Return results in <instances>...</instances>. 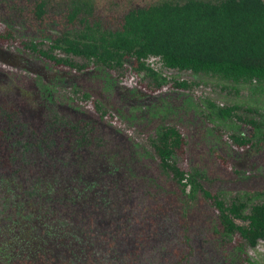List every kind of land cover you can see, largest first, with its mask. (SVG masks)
Returning <instances> with one entry per match:
<instances>
[{
  "label": "trees",
  "instance_id": "1",
  "mask_svg": "<svg viewBox=\"0 0 264 264\" xmlns=\"http://www.w3.org/2000/svg\"><path fill=\"white\" fill-rule=\"evenodd\" d=\"M1 1L4 11L11 13L12 17L8 20L16 16L18 23L23 22L32 30V34L23 35L20 30L6 25V29L0 31V45L15 48L17 54H25L31 59L27 68L36 88L20 91L25 92L23 96L44 97V90H50L49 83L61 84L62 79H69V86H58L63 87L61 93L68 102L74 101L81 107L75 112L73 121L64 120L63 115L60 122L63 124L61 129L69 128L71 131L69 146L72 152L78 147H85L91 137L100 138L95 133V118L103 117L95 113L99 111V106L92 104L91 99L98 100L102 90L107 92L113 88L101 82V73L113 74L114 83L111 80L107 85H115V80L127 82L133 90L138 89L133 93L143 97L140 101L159 103L156 121H148L142 132L137 130L147 138L151 163L134 161L136 158H133L128 164L126 160L125 174H122L127 177V181H121L122 186L130 189L131 185V194L142 199L125 206L133 214L131 218H125V234L129 233L140 241L137 247H143L148 236L153 237L152 228L156 223L164 225L172 219L177 232L171 245L170 260L165 259L162 264L181 263L185 249L178 239L182 228L188 230L187 251L192 256L196 254L201 263L264 264L247 251L249 247L264 243V172L260 170L264 163V155L260 154L264 148V110L258 106L245 108L237 103L192 98L196 99L195 104L197 100L207 102V107L195 109L204 114L203 121L236 125L240 129L228 135L226 139L229 141L225 142L236 151L251 155L253 164L248 167L253 172L247 170L248 174H245L246 171L232 165V170L227 173L228 158L213 146H208V149L203 147L204 134L192 132L196 135L194 138L189 135V140L183 133L181 126L192 108L182 109L179 106H184L183 101L179 105L174 102L179 92L188 94L193 85L203 82L191 79L189 75L217 79L219 81L213 87L228 90V93H237L239 89L234 87L247 83L245 96L250 95L253 102L264 96V0H51L52 4L44 0ZM4 16L0 13V19ZM35 28L43 29V32L35 35ZM19 41L22 46L17 44ZM46 42L48 47H44ZM149 57H155L160 67L154 69L147 65ZM48 68L55 69L57 74H70L58 76L48 72ZM123 70L127 72L125 77ZM169 70H175V73L166 74ZM177 73L188 77L181 78ZM208 82L206 78L204 83ZM23 84H28V81ZM143 85L151 89L146 91ZM163 85H170L171 92L166 94L157 89ZM17 86H20L19 83ZM11 90L17 92L18 89L11 87L5 91ZM91 91H94L93 95ZM167 101H173L179 110H170L169 107L162 112ZM88 104L95 110L93 113H87ZM136 106L135 110L139 107ZM7 108L8 119L18 115V109ZM172 113H176L177 117ZM227 119L231 122L227 123ZM129 125L133 126L131 122ZM38 127L35 123L32 133L37 134ZM59 131L57 126L51 130L56 134ZM126 136L137 142L135 137ZM100 140L102 144L105 142L102 138ZM28 143L33 145L31 150L40 148L37 136ZM45 144L43 142L42 146L46 147ZM73 156L76 164L83 161ZM256 156L258 161L254 159ZM4 162L10 167L5 158ZM47 162L48 159H45ZM237 186L240 190L232 189ZM76 191L80 196L72 194L70 197H75L80 205L84 196L94 192V183L87 181L79 184ZM45 193L39 191L42 196ZM29 194L35 196L32 192ZM21 195L18 194L19 197ZM132 195L128 193L127 197L132 200ZM28 210L33 213L32 208ZM96 216L92 215L91 220L94 221ZM105 216L111 219L109 213ZM149 223L152 225L149 226ZM192 224L206 231L211 230L207 239H201L196 247L191 233ZM92 226L95 227L94 223ZM100 232L110 234L112 231L107 225L100 227ZM160 236L157 233L154 239ZM80 245L85 250L84 244L77 241L74 248L70 243H64L63 249L66 253L72 249L76 251ZM203 247L208 251L205 252ZM82 251H76L81 255L79 257H82ZM91 254L93 264H103L106 259L115 257L113 248L107 247L94 250ZM37 263L41 264L42 259L38 258ZM68 263L78 264L73 261Z\"/></svg>",
  "mask_w": 264,
  "mask_h": 264
},
{
  "label": "rangeland",
  "instance_id": "2",
  "mask_svg": "<svg viewBox=\"0 0 264 264\" xmlns=\"http://www.w3.org/2000/svg\"><path fill=\"white\" fill-rule=\"evenodd\" d=\"M44 1L52 4L51 0ZM0 13L5 15L0 19V31L6 29V25H11L12 28L20 30L23 35L32 34V30L27 28L25 23L17 22L16 16L13 20H8L12 16H10L9 11H4L3 4H0ZM55 25L57 24L52 26ZM10 30L9 28L8 32ZM35 30H33L35 35H40L43 32V29L35 28ZM52 31L55 33L56 30L53 28ZM17 44L22 46L23 43L19 41ZM44 47H48L47 42L44 43ZM16 51L17 49L8 47V45H0V131L4 130L6 126L11 131L13 137L7 141L6 146L14 145L13 154L21 153L23 157L31 156L32 159L43 161L45 159L50 160L53 155L58 157L50 160L47 168H42L30 177L27 176V172L35 166L20 169L19 172L13 171L21 163L17 164L15 168H11L5 165L4 157H2L3 160L0 161V262H6V264H38L37 260L41 258V264H69L70 261L78 264H93L94 258L91 252L102 247L113 248L115 252L114 259L110 257L103 264H162L165 259L170 260V249L171 245L174 244V235L177 232L176 225L173 223L174 220L171 219L164 225L156 223L152 228V231L154 230L153 237L149 238L148 236L145 239V245L141 247L140 251V247H137L139 243L136 237L130 236L129 233L125 234L126 228L123 227L126 224L125 218H131L133 215L132 210L125 207L126 203L132 205L142 200L140 196L131 194L130 184V189L122 186V182L127 181V177L122 175L125 174L123 171L124 164L126 160L129 164L133 158H136L134 161L151 163L147 138L144 133L139 134L137 130L140 129L142 132L148 126V121H156L155 113L156 111L159 112L156 110L159 103L140 101L143 97L134 96L133 93L137 88L133 90L127 82L119 80H115L116 84L113 85V74L101 73V82L105 86H113V88L112 91L107 92L102 90L98 95V100L92 97L91 103L99 106V111L95 113L103 117L95 118L97 121L95 133L105 142L102 144L100 138L92 139L91 137L85 147H78L72 152L69 146L71 131L69 128L67 130L61 129L63 124L60 122H62L63 115L64 120L73 121L75 112H78L81 107L76 105L74 101L68 102L64 98V94L61 93L62 88L69 84V79H62L61 84L60 82L49 83L50 90H44V93L46 92L44 97L23 96L25 92L20 91H31L32 88H36V85L27 68V65L31 64L30 57L19 52L17 54ZM156 60L155 57H149L146 63L157 69L161 64ZM47 70L57 74L55 69L48 68ZM124 70L123 77L127 74ZM165 73L170 75L175 73V70H169ZM62 74L69 75L70 73L58 72L57 75L61 76ZM177 75L181 78L188 77L183 73H177ZM189 77L203 82L193 85L189 95L183 91L176 95L174 102L179 105L183 101L182 104H184V106L179 107L182 109L192 108V111L187 114L183 121L181 130L189 140V135L192 138L196 135L192 132L204 134L202 146L207 149L208 146H213L216 151L223 153L228 158L229 166L224 163L228 167L227 173L232 170V165H234L235 168L244 170L247 172L245 174H248L247 170L251 171L249 167L253 164L251 155L247 152L236 151L237 149L229 147L225 142L226 140L229 141L226 139L228 135L236 133L240 129L236 125H222L217 121L214 123L207 120L203 121L202 117L205 119L204 114L195 109L207 107V102L197 100L195 104L196 99L192 98L195 96L199 99H210L216 103L223 101L230 104L237 103L242 104L245 108L252 105L264 110V96L259 97V101L253 102L254 99H250V95L245 96L246 85H249L247 83L243 86L234 87L239 89L237 93L234 91L228 93V90L222 91L213 87L219 81L217 79L214 80L209 76L202 77L201 75H189ZM206 78L209 80L208 84L204 83ZM111 80L113 83L107 85L108 81ZM24 81H28V84H23ZM17 83H19V87ZM58 84L63 87L58 86ZM74 85L77 88V85ZM11 87L17 88V92L5 91ZM144 88L147 89L146 91L151 89L146 86ZM157 89L168 94L172 87L163 85ZM93 93L94 91H91L92 95ZM246 101L249 102L246 103ZM146 103L149 104L146 105ZM136 105L139 106L137 110H135ZM9 106L18 109L19 113L7 121L9 117L6 115V111H9L7 108ZM88 106L87 113H93L95 110L90 104ZM169 107L170 110H179L173 101H167L163 105L162 112H166L164 109H169ZM152 113L153 115L150 116ZM172 114L177 117L176 113ZM160 117L163 118L162 113H160ZM8 122L12 126L6 125ZM129 122L133 126H130ZM226 122L230 123L231 119H227ZM35 123L39 125L40 132L46 136L43 141H45V148L47 149L44 148L41 153L37 149L27 150L24 146L30 141L29 138L26 141L27 134L32 131ZM53 126L60 128L57 134L51 132ZM127 134L135 137L137 142L128 139ZM260 154L264 155V148ZM73 155L83 161L76 164L77 161ZM254 159L258 161V156ZM153 164L154 162L151 164L152 167ZM260 170L264 172V163H262ZM87 181L94 183V192L84 196V201L78 205L75 197L80 195L77 196L76 189L79 184L82 185ZM232 189L240 190L238 186ZM39 191L46 193L42 196ZM30 192L34 193L35 196H30ZM19 193H22L21 197L18 196ZM128 193L134 196L132 200L127 197ZM72 194L75 196L74 198H71ZM28 208L33 209L32 214L29 213ZM136 212L138 213L137 210ZM106 213H109L110 220L106 218ZM92 215H97L95 219L100 216L99 220L95 221L94 219L92 221ZM92 223L95 227L92 226ZM106 224L112 231L110 234L109 232L107 234L100 232V227H106ZM151 225L149 223V226ZM192 226L191 233L196 247L201 239L211 234V230H203L201 226L196 227L195 224ZM73 230H76L75 233ZM157 233H160L161 236L154 239ZM187 233V229H181L182 236L180 235L178 243L184 247L185 251L181 256V263L177 262V264H207L206 262L201 263L196 254L192 256V253L187 251ZM184 234L185 236H183ZM80 239L86 241L81 242ZM76 241L85 246V250L81 245L78 246V250L75 249L76 251L83 250L82 257H79L81 255L74 249L70 252L67 251V253L63 249L64 243H70L74 248ZM204 242L207 241L204 240ZM31 244H33L32 247ZM211 246L213 247V245ZM203 250L208 251L206 247H203ZM247 251L264 262V243L260 242L252 248L249 247ZM209 253L212 254L213 252L209 251Z\"/></svg>",
  "mask_w": 264,
  "mask_h": 264
},
{
  "label": "flooded vegetation",
  "instance_id": "3",
  "mask_svg": "<svg viewBox=\"0 0 264 264\" xmlns=\"http://www.w3.org/2000/svg\"><path fill=\"white\" fill-rule=\"evenodd\" d=\"M10 120L11 119H8L7 121H10ZM6 125H11V124L8 122ZM8 129H9L8 126H6V128L4 130L0 131V156L5 158V161L8 163V165L11 168L12 167L15 168V166H17V164L21 163L19 165V167L17 169L13 170V171L19 172L20 169L29 168V167L35 166L31 171L27 172V176L28 177L34 176V174H36L42 168H47L50 160H53V159L58 157V156H54L53 155V158H51L50 160H48L47 163H45V161H43V160L32 159L31 156L30 157L24 156V158H22L23 156H22L21 153L13 154L12 153V149L15 148L14 145H9L8 147L6 146L7 141L13 137L12 133H10L11 131L8 130ZM36 133L37 134L32 133V131L29 132L27 134L26 141H27L28 138L31 139L32 137L37 136L38 139H39L40 146H42L43 142H45V141H43V139H45L46 136H45V134L43 132H42L43 133L42 134L39 129H37ZM24 146H25V148L27 150H31V148L33 147V145L31 143H25ZM44 148L45 147L42 146L41 148L38 149V152L39 153L43 152ZM9 156H12V157H10V161L8 160ZM38 157H39V154H38ZM138 243L140 244V241H138ZM141 249L142 248L140 247L139 251Z\"/></svg>",
  "mask_w": 264,
  "mask_h": 264
}]
</instances>
